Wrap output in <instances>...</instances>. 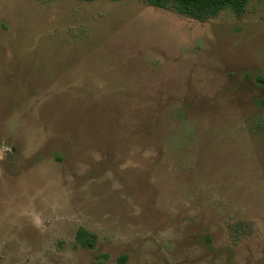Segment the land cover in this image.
<instances>
[{"label": "rangeland", "instance_id": "rangeland-1", "mask_svg": "<svg viewBox=\"0 0 264 264\" xmlns=\"http://www.w3.org/2000/svg\"><path fill=\"white\" fill-rule=\"evenodd\" d=\"M263 102L264 0H0V264H264Z\"/></svg>", "mask_w": 264, "mask_h": 264}, {"label": "trees", "instance_id": "trees-1", "mask_svg": "<svg viewBox=\"0 0 264 264\" xmlns=\"http://www.w3.org/2000/svg\"><path fill=\"white\" fill-rule=\"evenodd\" d=\"M96 1V0H83ZM112 2H120L123 0H109ZM147 3L148 5L161 9H173L178 13L194 19L196 21L204 22L211 18L218 16L225 10H230L236 16L241 17L246 12L247 6L251 0H136ZM264 104V102H263ZM97 237L94 233H90L85 229H79L76 235V243L78 246L94 250L96 249ZM107 259L106 255H99ZM125 258H123V261ZM96 264H104L99 262Z\"/></svg>", "mask_w": 264, "mask_h": 264}]
</instances>
